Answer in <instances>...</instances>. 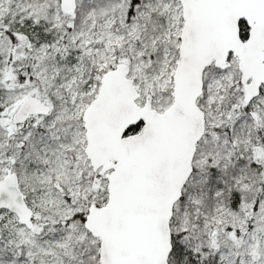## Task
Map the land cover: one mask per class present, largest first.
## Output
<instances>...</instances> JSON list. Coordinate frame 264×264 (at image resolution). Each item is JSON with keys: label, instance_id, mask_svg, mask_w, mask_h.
<instances>
[{"label": "snow or ice", "instance_id": "snow-or-ice-1", "mask_svg": "<svg viewBox=\"0 0 264 264\" xmlns=\"http://www.w3.org/2000/svg\"><path fill=\"white\" fill-rule=\"evenodd\" d=\"M0 264H264V0H0Z\"/></svg>", "mask_w": 264, "mask_h": 264}]
</instances>
